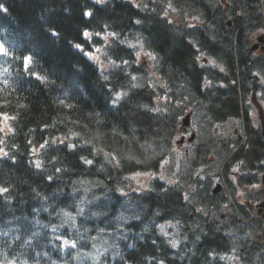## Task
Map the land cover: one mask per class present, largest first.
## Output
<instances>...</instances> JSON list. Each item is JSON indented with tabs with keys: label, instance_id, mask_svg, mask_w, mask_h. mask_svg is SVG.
Returning a JSON list of instances; mask_svg holds the SVG:
<instances>
[{
	"label": "trees",
	"instance_id": "trees-1",
	"mask_svg": "<svg viewBox=\"0 0 264 264\" xmlns=\"http://www.w3.org/2000/svg\"><path fill=\"white\" fill-rule=\"evenodd\" d=\"M258 34L264 0H0V264H264Z\"/></svg>",
	"mask_w": 264,
	"mask_h": 264
},
{
	"label": "rangeland",
	"instance_id": "rangeland-1",
	"mask_svg": "<svg viewBox=\"0 0 264 264\" xmlns=\"http://www.w3.org/2000/svg\"><path fill=\"white\" fill-rule=\"evenodd\" d=\"M95 1L98 3H102L105 0H95ZM129 1H131V3H133L135 6H141V5H144L145 2L148 0H129ZM259 35L260 34H258L256 36H259ZM85 54L87 57H89L91 60H93L103 70L108 68V64L105 63V61H104L103 50L101 48H93L92 52H86ZM136 60H137L139 65L144 66V68L149 72L152 79H156L154 68H153L154 61L151 58V56H149L145 52H143L140 47L138 48V51L136 53ZM155 81H156V83H159V81L157 79ZM252 107L253 108L251 111V117L253 118V121L255 122L256 125H260L261 121H260L259 111L261 110V113H262L261 116L263 117V120H264V106L259 101L254 100ZM186 115L180 119V122H182L183 119H185ZM190 124H191V118H190ZM230 128H231L230 124H228L227 126L225 125L224 128L222 126H216L215 132L216 133L217 132H220V133L227 132L230 130ZM232 128H233V125H232ZM5 129H6V127L4 126V123L2 122L0 131H4ZM186 129H188V130L185 132V138H188L187 136H189L194 131V128H192V126H190ZM236 133H238V132L236 131ZM181 135H182V133L179 136H177V138H178L177 140H179ZM188 149H189V147L185 142L182 146H176L175 154L177 156V159L185 156L184 155L185 151L187 152ZM159 175H160L162 181L164 180L166 183L173 182L172 178H169V177L166 178L165 177L166 175L164 174V172H161ZM230 176L232 177V179H235V177L233 175H230ZM151 177H152L151 174H140V173H138V174L130 175L128 177V179H129L130 184H133L135 187H137V189H140L141 187H145L147 185V183L149 182ZM217 183H219V182H215V186L217 185ZM261 190H262L261 184L255 186V187L249 188L247 193H245V190H243V189H237L235 198L238 200V202H240L241 205L246 207L247 206L246 196L248 195V193H250V194L257 193ZM261 200H262V196H261V199L258 201L259 204L261 202H263ZM258 203H255L254 205H257Z\"/></svg>",
	"mask_w": 264,
	"mask_h": 264
},
{
	"label": "water",
	"instance_id": "water-1",
	"mask_svg": "<svg viewBox=\"0 0 264 264\" xmlns=\"http://www.w3.org/2000/svg\"><path fill=\"white\" fill-rule=\"evenodd\" d=\"M228 25H230V24L228 23ZM259 44H264V35L260 36L256 39V43L252 47V50H256ZM259 112L261 115L262 114L261 110ZM188 125H189V116H186L185 119L183 120V126H188ZM261 126H262V144H263V156H264V120H263L262 116H261ZM191 140H192V138L189 139V142H191ZM261 183H262L263 202L259 206L261 208H264V173L261 176ZM220 189H221L220 185H217L212 191L213 194H216L217 192H219Z\"/></svg>",
	"mask_w": 264,
	"mask_h": 264
},
{
	"label": "snow or ice",
	"instance_id": "snow-or-ice-1",
	"mask_svg": "<svg viewBox=\"0 0 264 264\" xmlns=\"http://www.w3.org/2000/svg\"><path fill=\"white\" fill-rule=\"evenodd\" d=\"M77 47H79V45H77ZM2 50H3V49H2V46H0V51H2ZM29 59H30V58H28V57L25 58V64H26V65L28 64ZM89 163H90V161H89Z\"/></svg>",
	"mask_w": 264,
	"mask_h": 264
},
{
	"label": "flooded vegetation",
	"instance_id": "flooded-vegetation-1",
	"mask_svg": "<svg viewBox=\"0 0 264 264\" xmlns=\"http://www.w3.org/2000/svg\"><path fill=\"white\" fill-rule=\"evenodd\" d=\"M263 47H264V45L260 44L257 49H260L261 50V48H263Z\"/></svg>",
	"mask_w": 264,
	"mask_h": 264
}]
</instances>
